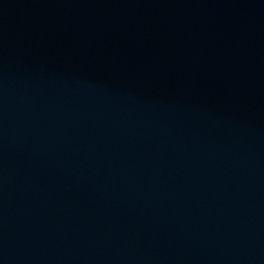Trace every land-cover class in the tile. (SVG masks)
<instances>
[{"label":"water","instance_id":"95a60500","mask_svg":"<svg viewBox=\"0 0 264 264\" xmlns=\"http://www.w3.org/2000/svg\"><path fill=\"white\" fill-rule=\"evenodd\" d=\"M0 264H264V0H0Z\"/></svg>","mask_w":264,"mask_h":264}]
</instances>
